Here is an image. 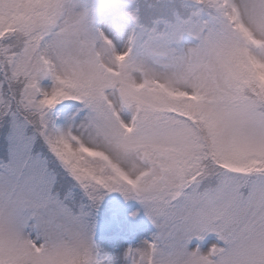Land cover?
Wrapping results in <instances>:
<instances>
[{"label":"snow or ice","instance_id":"snow-or-ice-1","mask_svg":"<svg viewBox=\"0 0 264 264\" xmlns=\"http://www.w3.org/2000/svg\"><path fill=\"white\" fill-rule=\"evenodd\" d=\"M110 192L156 229L120 257ZM118 259L264 264V0H0V264Z\"/></svg>","mask_w":264,"mask_h":264},{"label":"rangeland","instance_id":"rangeland-1","mask_svg":"<svg viewBox=\"0 0 264 264\" xmlns=\"http://www.w3.org/2000/svg\"><path fill=\"white\" fill-rule=\"evenodd\" d=\"M103 198H106L105 204L111 212L101 217L96 211L97 243L102 248L113 249L117 252L116 256L120 257L129 245L137 246L142 240L151 238L156 229L144 213L140 201L126 199L120 192L107 193ZM214 243L222 242L218 241L215 233H207L202 240L193 237L188 243V249L192 251L199 246L202 252H206ZM117 264H121L119 259Z\"/></svg>","mask_w":264,"mask_h":264},{"label":"trees","instance_id":"trees-1","mask_svg":"<svg viewBox=\"0 0 264 264\" xmlns=\"http://www.w3.org/2000/svg\"><path fill=\"white\" fill-rule=\"evenodd\" d=\"M105 203H106V198H103V200H101L100 202L99 207L96 209V211L99 213L101 217L106 216L111 212V210H109L108 206Z\"/></svg>","mask_w":264,"mask_h":264},{"label":"bare ground","instance_id":"bare-ground-1","mask_svg":"<svg viewBox=\"0 0 264 264\" xmlns=\"http://www.w3.org/2000/svg\"><path fill=\"white\" fill-rule=\"evenodd\" d=\"M107 251L111 252L115 256L117 255V252L115 250H113V249H110V250H107Z\"/></svg>","mask_w":264,"mask_h":264}]
</instances>
